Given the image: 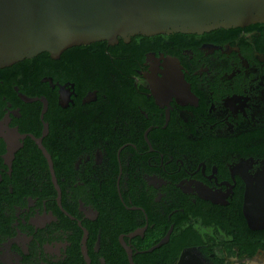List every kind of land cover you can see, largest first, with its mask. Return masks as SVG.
<instances>
[{"label":"flooded vegetation","instance_id":"af4514ba","mask_svg":"<svg viewBox=\"0 0 264 264\" xmlns=\"http://www.w3.org/2000/svg\"><path fill=\"white\" fill-rule=\"evenodd\" d=\"M107 47L0 69V264H263L264 23Z\"/></svg>","mask_w":264,"mask_h":264},{"label":"water","instance_id":"95a60500","mask_svg":"<svg viewBox=\"0 0 264 264\" xmlns=\"http://www.w3.org/2000/svg\"><path fill=\"white\" fill-rule=\"evenodd\" d=\"M259 23L264 0H0V69L95 43Z\"/></svg>","mask_w":264,"mask_h":264},{"label":"trees","instance_id":"16d2710c","mask_svg":"<svg viewBox=\"0 0 264 264\" xmlns=\"http://www.w3.org/2000/svg\"><path fill=\"white\" fill-rule=\"evenodd\" d=\"M138 38H142V37H138ZM123 46H125V45H123ZM90 48H100L101 59H109V56L107 55V51L112 49L111 47H107L106 42H101V43H95V44H92L89 46L76 47L75 49L68 51V53H75V52L79 53L80 51H85L86 55H87ZM39 58L49 59L50 55L45 53V54L40 55ZM245 231H250L246 225L244 226V232Z\"/></svg>","mask_w":264,"mask_h":264},{"label":"rangeland","instance_id":"374dc122","mask_svg":"<svg viewBox=\"0 0 264 264\" xmlns=\"http://www.w3.org/2000/svg\"><path fill=\"white\" fill-rule=\"evenodd\" d=\"M262 260H263V261L260 260V262H261V263L263 262V264H264V258H262Z\"/></svg>","mask_w":264,"mask_h":264}]
</instances>
